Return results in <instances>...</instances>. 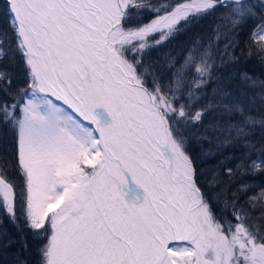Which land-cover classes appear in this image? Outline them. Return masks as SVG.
I'll use <instances>...</instances> for the list:
<instances>
[{"label": "snow or ice", "instance_id": "1", "mask_svg": "<svg viewBox=\"0 0 264 264\" xmlns=\"http://www.w3.org/2000/svg\"><path fill=\"white\" fill-rule=\"evenodd\" d=\"M221 8L213 36L194 41L166 86L153 78L149 87L144 52ZM254 8L249 0H5L0 60L18 55L26 86L13 90L0 70V124L15 132L14 164L0 155V213L46 239L41 264H264V230L239 205L246 196L249 207H264V187L249 195L252 185L240 184L224 201L235 223L218 219L180 130L201 123L205 110L192 105L215 66L213 49L222 40L225 52L233 47L229 34ZM252 35L264 58V23ZM226 110L239 119L219 126L222 143L244 140L247 149L226 175H264V146L248 140L264 117L239 104Z\"/></svg>", "mask_w": 264, "mask_h": 264}, {"label": "trees", "instance_id": "2", "mask_svg": "<svg viewBox=\"0 0 264 264\" xmlns=\"http://www.w3.org/2000/svg\"><path fill=\"white\" fill-rule=\"evenodd\" d=\"M154 5L180 3L181 0H150ZM255 5V15L246 18L241 25L230 33L229 38L235 41L227 52L224 41L213 49L215 66L207 84L201 89L200 99L193 103L192 110L204 109V116L198 125L180 126L186 138V151L194 162L196 179L205 198L209 201L218 219L232 220L231 208L225 207V199H230L240 184L252 185L249 195L264 187V175L256 174L229 178L226 167H235L239 157L247 149L244 140H234L231 144L222 143L227 133L219 130V126L236 122L238 116H230L227 106L241 105L249 114L257 119L264 117V58L257 52V42L253 33L264 23V0H249ZM5 0H0V27L3 25ZM225 9L194 18L187 23L181 22L178 31L159 45L148 48L143 54V66L140 71L146 73L147 85L152 86L153 78L167 85L172 78V65L176 67L183 61L188 49L198 39L203 43L213 36L218 24L224 23L221 16ZM151 12H144L142 18L147 22L152 18ZM159 37H156L158 39ZM0 70L7 71L12 77L13 90L26 86V69L18 55L0 60ZM191 77H189V81ZM5 99L0 95V100ZM10 99V98H8ZM257 148L264 146V127L257 125L251 129L248 137ZM258 154V153H257ZM0 155H5L14 164L15 132L11 126L0 124ZM217 182H213V178ZM239 205L247 210L250 219L246 223L264 230V207H249L247 197L242 196ZM235 223V220H232ZM20 228L11 223L0 213V264H41L40 249L46 239L34 238L33 233L23 226Z\"/></svg>", "mask_w": 264, "mask_h": 264}]
</instances>
